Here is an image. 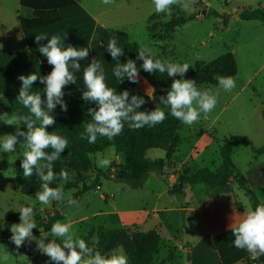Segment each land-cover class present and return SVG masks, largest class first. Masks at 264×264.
<instances>
[{
    "label": "rangeland",
    "instance_id": "obj_1",
    "mask_svg": "<svg viewBox=\"0 0 264 264\" xmlns=\"http://www.w3.org/2000/svg\"><path fill=\"white\" fill-rule=\"evenodd\" d=\"M115 2L113 7H117L120 3L125 4L119 10L121 15L114 13L116 15L115 30L127 33L131 42L138 44L139 47H149L156 58L189 64L184 78L194 71L197 64H208L229 53L235 57L238 74L235 77L236 87L230 92L218 89V87L203 86L204 89H211L213 94L219 90L215 109L206 118L202 115L200 121L191 127L182 124L179 131L181 144L172 163L166 164L162 177L156 172L151 173L152 176H149L147 186L144 188L134 190L124 182L113 180L111 176L118 171L117 163H122L123 158L117 155L112 148L101 153L111 159V164L107 168L98 167L96 155L93 156L94 168L85 175L84 183H80L76 174L67 169L65 171L69 174L68 181H54L53 186L50 187L63 184L64 189L65 185L73 183L81 188L94 184L97 171L105 175L96 182V189L81 194L78 198L75 195L79 190L71 188L64 190L65 199L59 204L55 201L49 205L36 202L35 208L41 220L45 219L47 214H53L56 209L62 216L60 221H70L76 235L84 240L88 239L89 242H92L90 235H95L101 228L112 229L127 226L132 229L135 226L144 232H149L159 228L162 220L174 228L179 216L186 218L189 226L195 228L198 217L196 213L180 215L176 212H156L157 210L188 208V204L183 203V200L170 203V196L160 195L162 191L171 187L169 183L177 177L183 166L188 167L192 173L200 168L215 170L221 164L219 147L223 140L243 136L249 139L255 147L264 145V134L262 133V125H264L262 118L264 24L257 21L247 22L239 18L243 12L263 9L264 0H184L187 9L183 10L178 6H173L171 17L156 14L151 0H120V2L115 0ZM108 6L111 7L109 4ZM153 14L156 16L149 21ZM176 18L191 19V21L171 32L166 25ZM197 56L201 58L196 59ZM130 92L145 99L144 111H152L159 107L152 99L149 84L141 76H139V82L130 88ZM164 111L167 114V111ZM4 113L11 115L13 112L0 93V115ZM3 119L6 117L0 116V136L14 133L15 126L5 124ZM233 149L232 159L238 172L248 179L250 190L258 201L264 203V173L259 168L261 160L254 157L248 145L238 144ZM23 152L24 148L21 144H17L15 152H0L1 223H4L10 215L19 213L16 210L20 207L28 206L35 200L24 196L15 183L16 161L23 157ZM147 156L151 160H160L165 159L166 155L161 150H151ZM38 181L41 188L42 182L39 177ZM236 188L231 192L235 193ZM193 189L190 194L191 200H189L190 208L193 210L201 208L207 202H219L225 194H228L223 189L203 184L196 185ZM239 195L240 200L249 207L251 201L248 194L241 190ZM69 197L75 199L78 204L69 205L67 203ZM129 211L133 214L129 215L127 213ZM110 214L118 215L113 217ZM170 231V228L162 231V236L170 237L172 235ZM133 232L135 231L129 230L130 247L136 242L132 237ZM33 235L37 238L40 235L47 237V240L54 239L44 232L40 234L37 228ZM161 244L156 256L161 249ZM117 251L127 256L125 249L119 248L115 252ZM156 256L151 264H154ZM167 256L161 264L173 259L172 249ZM0 264H52V262L36 248L35 241H26L17 250L10 239L0 236ZM258 264L261 263L258 262Z\"/></svg>",
    "mask_w": 264,
    "mask_h": 264
},
{
    "label": "clouds",
    "instance_id": "obj_2",
    "mask_svg": "<svg viewBox=\"0 0 264 264\" xmlns=\"http://www.w3.org/2000/svg\"><path fill=\"white\" fill-rule=\"evenodd\" d=\"M156 14L171 17L173 6L183 10L187 9L184 0H151ZM104 4H113L115 0H102ZM47 40L46 44L39 46L38 51L42 57L47 59L52 70L44 76L36 72L28 75H20L18 79L22 82L16 100L26 109L29 114L11 115L4 113L3 122L9 126H15L14 133L0 136V152L11 153L16 151L17 144L22 143L24 148L23 159L20 167L23 169L25 179L34 174L39 177L41 190L36 191L35 200L29 206H22L18 210L20 222L11 225L12 233L10 240L18 250L26 241H35L36 248L48 257L52 264H128V258L122 252H113L103 255L97 250L98 237L92 238L91 246L87 241L79 238L73 231L71 222L57 220L52 224L48 233L54 239L47 237L39 238L33 235V229L37 228L35 207L38 201L41 205H49L53 201L57 204L65 199L63 184L58 187H50L53 181L66 182L69 174L61 170L59 174L54 172V162L57 161L64 150L68 147L67 138L58 135L56 131L48 132L46 129L56 123L50 113L60 106L61 110L67 111V104L63 97L64 89L69 84H76L75 72L81 68L80 61L89 57V49L86 47H74L68 45L63 47L62 37L53 35H35V42ZM2 47V45H0ZM106 51L114 61L124 55L123 48L117 45L115 37L109 39ZM137 59L142 61L140 68L147 73H167L172 78L170 89L166 95L160 97V104L169 109L172 117L182 124L191 127L198 123L203 115L207 117L218 103L219 90L215 94L211 89L197 87L196 81L185 79L184 76L189 69V64L174 63L167 59L156 58L149 47H140ZM201 57L197 56L196 59ZM113 75L119 82L127 79L131 83L139 82V69L136 61L127 59L124 63H117L113 68ZM180 78L177 79L176 77ZM218 89L232 91L236 87V80L232 76L217 75ZM39 80L44 85L41 93L32 91L33 84ZM83 84L85 90L82 99L94 104L87 112L91 122L84 126L81 139H86L89 144L96 142L98 136L113 140L119 135L127 123L130 129H140L145 126L153 127L162 123L166 118V112L160 107L152 111L139 110L146 103L142 96L130 94L129 90L118 92L116 88L109 87L102 63L95 57L84 68ZM151 97V96H149ZM21 125L26 131L21 130ZM23 138L22 141L19 138ZM51 149L48 152L47 149ZM92 154H89L91 158ZM97 166L107 168L111 159L96 153ZM69 205H77L75 199H67ZM230 230L234 236L233 245L240 250L250 253L252 259L264 255V203L258 204L254 209L249 208L243 212L240 218L232 221ZM40 234L43 229H40ZM57 239L60 241L57 242ZM47 240V242H46ZM7 259V256H5Z\"/></svg>",
    "mask_w": 264,
    "mask_h": 264
},
{
    "label": "trees",
    "instance_id": "obj_3",
    "mask_svg": "<svg viewBox=\"0 0 264 264\" xmlns=\"http://www.w3.org/2000/svg\"><path fill=\"white\" fill-rule=\"evenodd\" d=\"M81 2L83 0H20L21 6L32 10L35 15L33 20L26 21L21 19V21L37 29L47 28L61 22L58 15L60 10L76 7ZM155 16V14L152 15L149 21L154 19ZM239 18L247 22L259 21L264 23V8L243 12ZM188 21H191V19L176 18L167 23L166 27L172 32L185 25ZM112 37H115L117 45L123 48L124 51V55L119 57V61H114L106 51L107 43ZM90 48L92 58L95 57L102 63L108 86L116 88L118 92L123 90H129L130 92V88L134 87L136 83H131L127 79L119 82L113 75V68L117 63H124L127 59L135 60L139 69V76L149 84L152 90V99L157 106L167 111V118L162 123L153 127L145 126L140 129H130L127 123H125L123 131L113 140L110 141L106 137L98 136L95 143L89 144L86 139H81V133L84 131V126L91 122L87 109L95 107V105L81 98L85 90L83 84L73 95H64L63 99L67 104V111L61 110L60 106L57 105L50 113V115L54 116L56 123L49 126L46 130L48 132L56 131L58 135L67 138L69 141L68 147L61 154L60 158L54 162V172L59 174L62 169H67V171L76 174L77 180L80 183H84L85 175L94 168L93 156L96 153H103L112 148L117 155L123 158V164L111 176L113 180L124 182L134 190L140 189L146 184L151 173H162L166 164L172 163L181 144L179 131L182 123L168 114L169 109L159 103L160 97L166 95L170 89L172 78L168 77L166 72L163 74L159 72L150 74L143 71L140 68L142 61L137 59V50L140 47L138 44L131 42L130 36L125 32L98 27L92 38ZM39 66V59L32 54H14L0 49V93L12 112L29 114L28 109L24 108L16 100L22 83L18 79V76L34 72L39 75ZM237 74L238 68L235 57L229 53L208 64H197L194 71L185 79L195 80L197 87L208 85L217 88L218 82L215 76L222 75L235 78ZM176 78L179 79L180 77L177 76ZM43 88L44 85L37 80L33 84L32 91L40 92L42 99H45ZM130 94L132 93L130 92ZM139 110L144 111L143 105ZM262 117L264 119V104L262 107ZM20 127L21 130L26 131L25 126L21 125ZM19 139L22 141L23 138ZM238 144L248 145L256 157L264 155V145L256 148L246 137L235 136L228 140H223L219 147L220 166L214 171L209 168H200L193 173L188 167L183 166V169L177 175L178 185L174 189H171L170 193L180 197L183 196L186 186L202 184L224 189L232 179L245 194H248L251 204L255 208L260 203L248 187L245 177L238 172L232 160V150ZM151 150L165 152V159L151 160L147 156ZM47 151L51 152V149L49 148ZM89 154H92L91 158ZM22 159L23 157L16 161L15 183L19 186L24 196L35 199L36 191L41 190L38 176L34 174L32 177L24 178L23 169L20 167ZM102 176L105 175L101 171H97V179L93 185L79 188L77 184L69 183L65 185L64 190L77 188L79 191L75 196L78 198L81 194L96 189V182ZM53 184L54 181L50 186H53ZM239 208L241 209L240 206ZM34 219L37 229H43V232L48 234L52 224L57 220H61L62 216L55 209L53 214H47L45 219L41 220L39 212L35 208ZM19 221L20 213H17L10 215L4 223L0 222V236L10 239L12 235L10 231L11 225L19 223ZM129 230L135 231L132 237L136 242L132 247L129 246ZM35 231L36 228L33 229V232ZM90 236V238L94 236L99 238L96 248L103 255H109L119 248L125 249L129 264H151L154 256L157 254L159 245L162 243L159 231L144 232L135 227L132 229L126 227L113 230L101 229L95 235L92 234ZM233 240L234 236L231 230L221 233L213 239L212 250L219 255L222 264H239L249 259L250 253L237 249L233 245ZM85 241L91 246L92 242H89L88 239ZM57 242L59 243L60 241L57 239ZM258 259L259 263L264 264V255L259 256Z\"/></svg>",
    "mask_w": 264,
    "mask_h": 264
},
{
    "label": "crops",
    "instance_id": "obj_4",
    "mask_svg": "<svg viewBox=\"0 0 264 264\" xmlns=\"http://www.w3.org/2000/svg\"><path fill=\"white\" fill-rule=\"evenodd\" d=\"M117 1L120 2V0ZM113 4H109L111 6L109 7L108 4L102 3V0H83V2L76 7L60 10L58 15L61 22L58 24L43 29H37L21 21V19L26 21L33 20L35 15L32 10L22 7L20 0H0V45H2L0 49L10 51L14 54L29 53L36 56L40 62L39 72L44 76L52 70V66L48 64L45 57L40 55L38 48L40 45L46 44L47 40H41L39 44H37L35 42V35H46L48 38H51L53 35H59L62 37V44L65 48L68 45L78 48H88L89 57L79 62L81 68L78 72H75L77 83L69 84L64 89L65 96L73 95L83 85V71L92 59L90 46L96 29L102 27L107 30L116 31V26H114L116 15L114 13L121 15L119 10L123 8L125 4L120 3L117 7H113ZM262 6H264V4ZM262 126V133L264 134V125ZM254 157L261 160L259 168L264 173V155L258 157L254 155ZM122 164L123 161L122 163H117L119 166ZM158 174L162 177V173ZM151 176L152 175H150V177ZM245 179L249 187L248 179L246 177ZM147 182L143 188L147 186ZM169 184L171 187L169 189H164L160 195L170 196V203H175L176 200H183V203L188 204V208H180L179 210H157L156 212H176L180 215L196 213L198 215L197 225L195 228H191L186 218H183V216H179L176 227L174 228H172L169 223H165L163 220L160 221L159 228L154 230L160 232L162 244L154 264H158L159 261V264L163 263L168 257L167 254L170 253L171 249L174 252V257L171 261L168 260L164 264H222L219 255L212 250L214 237L230 230L232 221L238 220L244 211L249 208L254 209V207L251 203L248 207V204L240 200L239 192H241V189L232 179L227 189H223V191L228 192V194H225L219 202L204 203L201 208L196 210L190 208L191 204L189 203V200H191L190 194H192L194 186H186L183 196L179 197L170 193L171 189H174L178 185L177 177ZM234 188H236L235 193L231 192ZM104 198L103 196V199ZM259 203L261 204L260 201ZM127 213L129 215L133 214L131 211ZM140 213L141 212H139V214ZM117 215L118 214H110V216L113 217ZM134 227L135 226L132 228ZM126 228L129 227L126 226ZM169 228L171 229L170 232L172 235L168 238H164L162 236V231L168 230ZM101 229L113 230L121 228ZM137 229L143 231L140 228ZM258 260V258L252 259L251 255H249L248 261L239 264H258Z\"/></svg>",
    "mask_w": 264,
    "mask_h": 264
},
{
    "label": "water",
    "instance_id": "obj_5",
    "mask_svg": "<svg viewBox=\"0 0 264 264\" xmlns=\"http://www.w3.org/2000/svg\"><path fill=\"white\" fill-rule=\"evenodd\" d=\"M203 14H205V12Z\"/></svg>",
    "mask_w": 264,
    "mask_h": 264
}]
</instances>
